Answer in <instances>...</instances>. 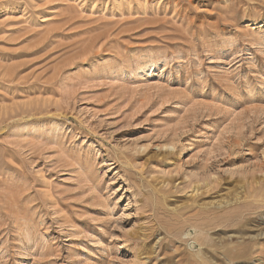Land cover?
<instances>
[{"label":"rangeland","instance_id":"rangeland-1","mask_svg":"<svg viewBox=\"0 0 264 264\" xmlns=\"http://www.w3.org/2000/svg\"><path fill=\"white\" fill-rule=\"evenodd\" d=\"M259 263L264 0H0V264Z\"/></svg>","mask_w":264,"mask_h":264},{"label":"bare ground","instance_id":"bare-ground-1","mask_svg":"<svg viewBox=\"0 0 264 264\" xmlns=\"http://www.w3.org/2000/svg\"><path fill=\"white\" fill-rule=\"evenodd\" d=\"M195 188V187H194ZM194 190V189H193ZM198 192V191H197ZM251 219V218H250ZM247 245H248V243H247ZM249 246V245H248ZM242 247H244V248H242L243 250L247 247L246 246V242H245V244H244V246H242ZM259 264H261V263H259Z\"/></svg>","mask_w":264,"mask_h":264}]
</instances>
